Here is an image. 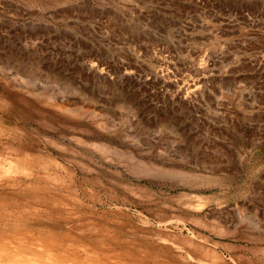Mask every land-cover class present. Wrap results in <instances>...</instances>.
Listing matches in <instances>:
<instances>
[{
    "label": "rangeland",
    "instance_id": "374dc122",
    "mask_svg": "<svg viewBox=\"0 0 264 264\" xmlns=\"http://www.w3.org/2000/svg\"><path fill=\"white\" fill-rule=\"evenodd\" d=\"M0 264H264V0H0Z\"/></svg>",
    "mask_w": 264,
    "mask_h": 264
},
{
    "label": "bare ground",
    "instance_id": "6f19581e",
    "mask_svg": "<svg viewBox=\"0 0 264 264\" xmlns=\"http://www.w3.org/2000/svg\"><path fill=\"white\" fill-rule=\"evenodd\" d=\"M63 107H64V106H63ZM64 109H65V107H64ZM73 112H74V111H73ZM73 112H72V113H73ZM77 114H78V113H77ZM77 114H76V115H77ZM16 151H17V150H16ZM131 160H132V159H131ZM139 166H140V165H138V167H139ZM144 167H145V166H144ZM147 170H148V169H147ZM147 170H146V171L144 170V171L147 172ZM142 171H143V170H142ZM144 171H143V172H144ZM174 173H175V172H174ZM174 173H171V174H172V175H175ZM143 174H145V173H143ZM148 174H149V173H148ZM177 174H178V173H177ZM182 174H183V173H182ZM179 175H180V174H179ZM155 176H156V175H155ZM181 176H182V175H180V177H181ZM183 177H184V176H183ZM191 177H192V176H191Z\"/></svg>",
    "mask_w": 264,
    "mask_h": 264
}]
</instances>
